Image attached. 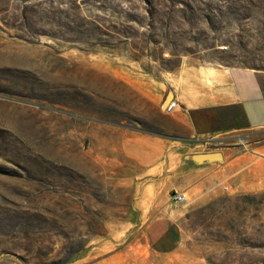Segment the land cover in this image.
<instances>
[{
	"label": "rangeland",
	"instance_id": "rangeland-1",
	"mask_svg": "<svg viewBox=\"0 0 264 264\" xmlns=\"http://www.w3.org/2000/svg\"><path fill=\"white\" fill-rule=\"evenodd\" d=\"M171 56L264 73V0H0V264H264V128L217 138L232 174L186 191L146 136Z\"/></svg>",
	"mask_w": 264,
	"mask_h": 264
},
{
	"label": "crops",
	"instance_id": "crops-1",
	"mask_svg": "<svg viewBox=\"0 0 264 264\" xmlns=\"http://www.w3.org/2000/svg\"><path fill=\"white\" fill-rule=\"evenodd\" d=\"M144 83L154 115L164 120L160 131H147L146 136L171 149L168 156L173 157L167 158L176 159L173 171L184 178L186 191L198 190L208 181L218 185L232 174L230 161L225 160L230 153L222 150L221 162L198 163L185 157L215 151L203 145L204 139L240 137L264 128V73L253 68L226 66L195 56H171L160 63L158 75H150ZM168 91L177 107L165 113L159 105ZM143 239L155 253L173 251L180 241L174 215L150 218Z\"/></svg>",
	"mask_w": 264,
	"mask_h": 264
},
{
	"label": "built area",
	"instance_id": "built-area-1",
	"mask_svg": "<svg viewBox=\"0 0 264 264\" xmlns=\"http://www.w3.org/2000/svg\"><path fill=\"white\" fill-rule=\"evenodd\" d=\"M176 107H177L176 101L174 99H170L167 102V104L164 106L162 111L165 112V113H169L173 109H175ZM238 142L242 143V140L238 139ZM202 143H203L204 146H206V148L214 149V146L220 144V141H218L217 138H208V139H204L202 141ZM171 198H172V200L174 202H177V203L183 202V201L186 200V196H185L184 192H174V193H172V197Z\"/></svg>",
	"mask_w": 264,
	"mask_h": 264
},
{
	"label": "water",
	"instance_id": "water-1",
	"mask_svg": "<svg viewBox=\"0 0 264 264\" xmlns=\"http://www.w3.org/2000/svg\"><path fill=\"white\" fill-rule=\"evenodd\" d=\"M171 98L172 94L168 91L161 102V109L164 108V106ZM185 157L194 162L200 163L202 161L220 160L222 158V154L219 151H207L201 153L186 154Z\"/></svg>",
	"mask_w": 264,
	"mask_h": 264
}]
</instances>
